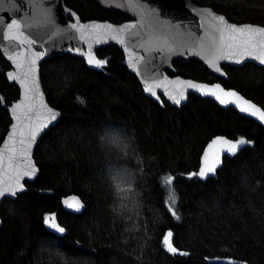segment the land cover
<instances>
[{"label":"trees","instance_id":"trees-1","mask_svg":"<svg viewBox=\"0 0 264 264\" xmlns=\"http://www.w3.org/2000/svg\"><path fill=\"white\" fill-rule=\"evenodd\" d=\"M64 1L82 20L131 18L97 0ZM193 1L231 21L264 25V0ZM96 52L103 67L68 52L41 63L47 100L61 117L35 149L36 180L1 204L0 264H218L206 261L214 257L264 264V126L195 94L180 108L165 100L162 107L116 44ZM173 66L170 74L220 81L264 108L262 66L223 64L227 79L195 58ZM10 69L0 52V144L11 123L7 106L20 94ZM220 134L253 144L201 178L204 147ZM70 194L83 200L82 212L63 206ZM53 214L62 235L45 226ZM168 232L176 253L164 243Z\"/></svg>","mask_w":264,"mask_h":264},{"label":"water","instance_id":"water-1","mask_svg":"<svg viewBox=\"0 0 264 264\" xmlns=\"http://www.w3.org/2000/svg\"><path fill=\"white\" fill-rule=\"evenodd\" d=\"M97 1L104 9L117 10L128 14L131 18L123 22H114L109 19L82 20L80 15L73 8L69 7L64 0H0V18H2V22H0V52L11 65V69L7 72L8 80L16 83L20 89L18 99L7 106L11 123L0 144V152H3L5 157L4 164L0 167V187L11 188L15 192V195L5 193V195L0 196V209L5 198H14L17 194L27 189L25 185L26 181L33 182L36 180L39 174V167L34 159L35 149L44 133L55 125L61 117V111L52 106L47 100L41 80V63L53 54L68 52L74 56L83 58L89 67L97 68L88 63V55H94L96 59H99L96 52L97 49L110 43L116 44L124 53V64L137 77L145 95L158 102L162 107H164L165 100L170 105L180 108L187 103L190 94H195L202 98H210L223 108L233 107L239 114L252 118L264 126V121L241 111L237 103L229 102L222 104L214 96L203 95L199 91L188 87V85L194 83L206 86L208 89H215L219 85L224 92L236 93L241 98L238 102L239 105L246 106L245 102H247V104L264 110L262 106L247 98L235 88L225 87L220 81L206 82L168 72H175L173 66L174 60H187L189 58L199 60L210 72L225 79L228 78V74L223 68V64L239 66L246 62H251L264 67V62L246 55H236L233 59L221 58L217 61L216 67H212L209 59L215 54L216 49L210 43V37L214 35L218 36V34L212 28L213 22H206L203 15L205 11L211 15L223 17L227 24L237 27L251 26L255 29H261L264 28V25L231 21L223 13L214 10L210 6L197 4L193 0H142L143 12L141 14L126 9L127 0ZM12 19L22 24L24 37H27V40L23 44L18 45L15 41L3 38L7 32L6 25ZM72 25H77V28H72ZM94 25H100L101 27L94 28ZM126 25H136L135 28L129 31L139 33V35L130 37L128 31L122 33V38L125 40L123 45L106 34V26L118 29ZM82 36L84 38H81ZM28 40L34 41V43L29 44ZM149 40H151L149 46L159 50L145 51L144 48L140 47L141 44H146ZM201 43L204 45L203 49L201 48ZM239 51H243V49L226 48L223 55L227 56L230 52ZM41 52H43V55H37ZM258 52L259 49L257 50V54ZM13 57H18V59H13ZM32 59L36 60L34 66L35 72L29 78L32 91L27 94L30 98L26 100L24 87L17 80L10 79L8 74L13 73L23 76V73L28 70ZM17 63L21 64L22 67L17 68ZM133 63L136 64V68L132 67ZM33 78L34 84L31 83ZM150 85L153 86L152 93L146 90ZM181 96H183L182 99ZM171 97L180 99V103H175ZM229 99L231 100L232 98ZM21 102L31 104L32 111L28 114L30 119L22 117L20 121H17L14 117L19 113H14L12 109L14 105ZM50 113L55 114L54 119L50 118ZM41 123L46 126L37 133L35 139L30 142L29 147L28 128L37 127ZM14 125L16 126L17 135L12 140H9ZM20 131L25 133L23 137L25 143L23 145L19 143L22 139L19 135ZM217 138H223L232 142L238 140L220 134L208 141L201 155L199 172L204 166L206 156L209 163H211L214 153L220 152V155L215 172L208 174L205 178L216 176L225 157H234L241 149L253 144V141L244 138L247 143L241 145L235 153H228L223 145L213 146L212 142ZM6 142L7 149L5 148ZM12 148L16 149L15 153L8 151V149ZM221 149L224 150L221 151ZM10 155L13 157L10 162L11 166H9ZM32 169L35 170L33 175H25L26 172ZM18 185H22V189H19ZM73 197L78 198L82 205L79 210L70 208L65 204L66 200L71 201ZM62 204L68 211L73 213H80L85 207L83 200L76 194L65 196L62 199ZM51 217H54L55 223L64 229L59 224L55 214ZM1 226L2 219L0 216ZM45 226L55 234H63L58 230L52 229L46 222ZM206 261L218 264H251L245 260L233 257L206 258Z\"/></svg>","mask_w":264,"mask_h":264},{"label":"snow or ice","instance_id":"snow-or-ice-1","mask_svg":"<svg viewBox=\"0 0 264 264\" xmlns=\"http://www.w3.org/2000/svg\"><path fill=\"white\" fill-rule=\"evenodd\" d=\"M126 9L133 11L137 14H141L143 12V4L142 0H127V3L125 5ZM205 16L206 22L211 21L212 23V28L214 29L215 33L218 34V36L214 35L210 37V43L215 47L216 51L215 54L209 59V63L212 65V67H216L217 61L221 58H226V59H233L236 55L239 56H248V57H254L255 59H258L262 62H264V28L261 29H255L252 28L251 26H244V27H237L235 25H229L225 22L223 17H217L214 15H211L207 11L203 13ZM0 22H2V18H0ZM94 28H100V25H94ZM136 25H126L121 28H112L111 26H106V34L110 36L111 39L116 40L120 44H124L125 40L122 38V33L128 31V34L130 37H135L139 35V33L136 32H131L129 31L132 28H135ZM72 28H77V25H72ZM6 35H4V39H7L9 41H15L17 42L18 45L23 44L25 40H27V37H24V33L22 31V24L21 22L12 19L10 22L6 25ZM24 37L23 39H21ZM81 38H84L83 36ZM203 39V38H202ZM29 44L34 43V41L28 40L27 41ZM151 44V40H149L148 43L146 44H141L140 47L144 48L145 51H152V50H159L150 47L149 45ZM204 45L201 43V48L203 49ZM243 49V51L239 52H230L229 55L224 56L223 52L224 49ZM259 49V52L257 54V50ZM37 55H43V52L37 54ZM13 59H18V57H13ZM35 63L36 60L32 59L29 63V68L27 71L23 73V76L21 75H16L13 73H9L8 76L10 79L17 80L25 90V99H29L30 97L27 95L30 91H32V88L30 87V77L33 76L35 72ZM88 63L91 65H94L96 67H103L106 61L104 60H99L96 59L94 55L89 54L88 55ZM17 68H21L22 65L17 63L16 65ZM133 68H136V64H132ZM32 84H34V78L31 81ZM162 87V85H161ZM188 87L199 91L203 95H212L214 96L217 100L220 101L222 104H227L229 102L237 103V106L240 107L241 111L249 113L250 115L254 117H258L261 121H264V110H261L259 108H256L254 105L247 104L245 102V105H239V100L241 99L238 97V95L234 92H224L223 89L220 88L219 85L215 87V89H208L206 86L199 85V84H189ZM149 93L153 92V86H148L146 89ZM220 93V94H218ZM183 96H181V99ZM229 98H232L231 100ZM171 99L174 100L175 103L179 104L180 99H177L176 97H171ZM12 111L14 113H19L18 115H15V119L17 121H20L21 118L23 117L24 119H30L29 117V112L32 111V105L31 104H25L24 102L17 103L14 105ZM50 118L54 119L55 114L50 113ZM46 125L41 123L37 127H29L28 128V141L29 144L28 146L30 147V142L35 139L37 133ZM17 135L16 131V126H13V131L12 134L9 137V140H12L15 136ZM20 137L22 139L19 141L21 145L25 143V140L23 139L25 133L23 131L19 132ZM247 143V141L244 140V138H240L235 142L228 141L223 138H217L212 142L213 146L216 145H223L226 148V151L228 153H235L238 148L241 145H244ZM5 148L7 149V142L5 144ZM224 149H221L223 151ZM10 153H15L16 149H8ZM219 155L220 152L214 153L213 154V160L211 163L208 161V157H205L204 160V166L201 169V171L198 173V175L201 178H205L208 174L214 173L216 170V166L219 163ZM13 157L10 155L9 156V166H11L10 162ZM4 154L3 152H0V167L3 166L4 164ZM34 169L30 170L29 172H26L25 175L31 176L34 174ZM172 178L169 177L167 178L166 181H164L167 184H171ZM19 189H22V185H18ZM5 193H10L12 195H15V192L8 187H0V196L5 195ZM173 203H175V196L170 195L169 197ZM65 204L73 209L79 210V208L82 206L78 200V198L73 197L71 201L66 200ZM171 210V209H170ZM173 215H175V212H172ZM46 223L50 225V227L54 230H58L60 233L64 232V229L62 227H59L57 223H55V218L54 217H47L46 218ZM171 236L172 233L168 232L166 234V237L164 238V243L168 247L169 251L176 253L177 249L172 246L171 244Z\"/></svg>","mask_w":264,"mask_h":264},{"label":"rangeland","instance_id":"rangeland-1","mask_svg":"<svg viewBox=\"0 0 264 264\" xmlns=\"http://www.w3.org/2000/svg\"><path fill=\"white\" fill-rule=\"evenodd\" d=\"M171 202H172V200H171Z\"/></svg>","mask_w":264,"mask_h":264}]
</instances>
